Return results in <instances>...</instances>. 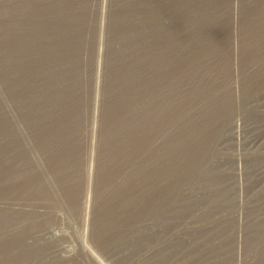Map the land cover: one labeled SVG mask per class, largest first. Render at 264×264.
<instances>
[{
  "label": "rangeland",
  "instance_id": "obj_1",
  "mask_svg": "<svg viewBox=\"0 0 264 264\" xmlns=\"http://www.w3.org/2000/svg\"><path fill=\"white\" fill-rule=\"evenodd\" d=\"M29 2L0 0V264H264V0H82L74 91L42 110Z\"/></svg>",
  "mask_w": 264,
  "mask_h": 264
},
{
  "label": "trees",
  "instance_id": "obj_2",
  "mask_svg": "<svg viewBox=\"0 0 264 264\" xmlns=\"http://www.w3.org/2000/svg\"><path fill=\"white\" fill-rule=\"evenodd\" d=\"M81 1L82 0H30L25 12L16 19L18 21H23L29 20L30 18L28 24L23 27H18L26 36H21L24 40L23 46H26V48L19 51L18 54L20 63L21 61L23 63L21 66L26 64V62L29 64V74L27 77H23V79L27 80L26 85L31 89L29 97H34L39 110H42L43 105L46 106L48 102L54 100V98H52L54 94L69 86V84H66V82L72 77V75L68 76L69 66H73L72 64L75 59V54L78 51L81 53L84 49V46H81V40H83V33L88 29V25L85 26L87 20L83 19L87 13V8L80 5ZM124 56L128 58L130 52ZM21 66L19 65V67ZM66 91L73 92L74 88L68 87ZM20 94L22 93L19 92L15 95L16 100L20 97ZM43 100L45 101L43 102ZM18 101L24 103V99L21 98L16 102L14 101L16 110L17 107L22 105H20V103L17 104ZM123 101H125V99H123ZM111 102L112 95L110 98L107 97L104 101V103L108 105L111 104ZM56 109L57 108H50L42 112L49 115L54 113ZM42 112H39L38 115H42ZM109 114L110 110L104 111L105 117L110 120ZM15 122H17V120L14 121V125ZM41 123L43 127H39V132L45 127V123ZM101 129L105 132L103 125L101 126ZM112 129L113 127H110V131H107L106 142L99 145L103 149L101 150L100 148L101 151H104L105 149L106 152L109 151L111 142L125 135L124 131L122 135L120 134L117 138L113 134ZM36 131L37 130L33 128L30 132L38 134L39 132ZM28 137L30 145L24 148L31 151L30 157L35 163L26 169L35 167L36 171H34L33 174L42 173L44 172L43 169L46 167L47 155L41 151V153L32 151L30 136H28L22 129L16 133V138L21 142H26L25 140H27ZM12 139H14V137ZM14 140L15 141H13L11 147H7V149L10 150L9 154L12 153V156L21 150L20 146L16 145L18 143L17 140ZM65 141L67 142L68 140ZM25 152L27 153V151ZM34 155H36V157H34ZM102 201L103 200H101L100 197V202L102 203ZM98 205L99 197H96V202H94V208L92 211L98 212ZM14 211L18 212L16 209ZM28 244H30V242H28ZM73 260L74 259H70L68 263L72 264Z\"/></svg>",
  "mask_w": 264,
  "mask_h": 264
}]
</instances>
